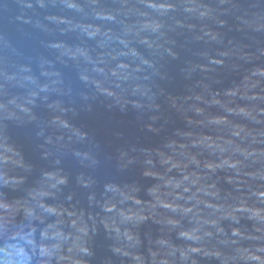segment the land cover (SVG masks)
I'll return each instance as SVG.
<instances>
[{"label": "water", "instance_id": "95a60500", "mask_svg": "<svg viewBox=\"0 0 264 264\" xmlns=\"http://www.w3.org/2000/svg\"><path fill=\"white\" fill-rule=\"evenodd\" d=\"M191 137L255 153L241 179L260 186L250 177L264 170V0H0V198L14 203L47 191L45 173L65 180L40 198L59 213L44 216L42 226L59 221L71 239L75 220L87 228L91 255L65 246L69 259L61 264H138L141 257L151 264L145 237L159 238L160 226L151 218L135 232L122 226L106 210L105 188L149 183L127 160L152 154L156 163L157 153L172 155L169 142ZM229 174L217 173L222 192L232 189ZM169 175L180 178L176 169ZM256 227L241 220L253 236ZM117 229L140 243L117 238ZM197 264L215 261L198 257Z\"/></svg>", "mask_w": 264, "mask_h": 264}, {"label": "clouds", "instance_id": "9594fccd", "mask_svg": "<svg viewBox=\"0 0 264 264\" xmlns=\"http://www.w3.org/2000/svg\"><path fill=\"white\" fill-rule=\"evenodd\" d=\"M205 120L209 125L222 123L207 117ZM232 134L239 136L240 132ZM166 147L172 155L157 153L156 163L152 154L140 160H127L126 167L138 166L140 176L150 182H133L123 188L107 185L105 191L110 194L105 200L107 212L118 215L120 224L132 227L133 232L140 221L148 218L160 226L159 238L145 237L151 264H176L177 260L180 264H197L198 257L214 258L215 264H264V170L250 177L261 181L255 190L241 179L248 175L246 162L256 154L231 142L212 141L210 137H191L190 143L179 145L171 141ZM190 149L207 151L209 158H198L200 151ZM173 169L180 172V178L169 175ZM222 170L230 173L225 177L232 186L229 192H222L217 186V173ZM45 180L49 182L48 190L29 193L30 199L8 203L0 198V264H61L69 259L62 255L65 246L76 256L91 255L87 228L77 226L75 220L72 227L77 235L71 239L59 230V221L57 225L42 226L44 216L59 213L46 207L40 198L52 195L65 183L62 177L49 173H45ZM245 192L246 195L242 194ZM137 195L144 203L135 199ZM125 201H132L133 206L119 211L117 203ZM109 204L112 207H107ZM255 204L260 207L256 208ZM21 210L23 219L17 222L15 217ZM245 217L257 226L258 236L242 230L241 220ZM170 234L184 241V246H174ZM116 235L126 238L130 245L140 243L139 235L128 231L121 233L117 229ZM249 240H256L261 246L244 247L243 242ZM144 259L137 258L138 264H143Z\"/></svg>", "mask_w": 264, "mask_h": 264}]
</instances>
